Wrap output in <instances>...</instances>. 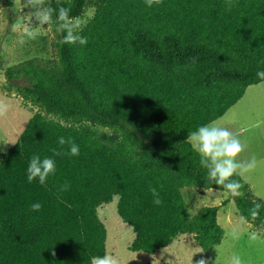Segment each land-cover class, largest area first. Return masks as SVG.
<instances>
[{
    "label": "trees",
    "instance_id": "16d2710c",
    "mask_svg": "<svg viewBox=\"0 0 264 264\" xmlns=\"http://www.w3.org/2000/svg\"><path fill=\"white\" fill-rule=\"evenodd\" d=\"M45 2L81 20L91 8L80 32L88 43H63L53 29V58L4 71L9 83L24 80L16 91L37 111L0 155V264H90L106 251L98 209L114 197L131 252L154 254L187 235L210 252L224 235L219 206L191 214L183 189L224 190L186 140L264 81V0ZM61 136L73 138L79 155L53 157ZM33 154L56 161L43 185L27 180ZM232 179L242 184L239 196L230 194L238 216L264 204L240 176ZM65 182L70 189L60 192ZM36 202L41 209L31 211ZM249 220L260 227L264 207Z\"/></svg>",
    "mask_w": 264,
    "mask_h": 264
},
{
    "label": "rangeland",
    "instance_id": "374dc122",
    "mask_svg": "<svg viewBox=\"0 0 264 264\" xmlns=\"http://www.w3.org/2000/svg\"><path fill=\"white\" fill-rule=\"evenodd\" d=\"M31 12L27 0H0V102L7 105V111L0 115V155L17 142L28 120L37 111L36 107L24 102L16 91L14 85H23L24 80L15 78L9 83L4 71L31 58L41 62L53 58L51 45L56 35L45 29L47 26L36 29L35 39L24 37L26 42H19L22 30L15 25L25 23L31 27L39 26L30 16ZM92 12L91 8L86 10L82 24ZM215 121L228 127L247 145L238 159L256 156V169L241 178L248 184L252 194L264 201V81L248 86L244 95ZM183 192L191 214L202 206H219L217 223L224 235L220 244L210 252H201L189 235L177 237L168 247L154 254L131 252L129 246L133 234L118 216L117 197L98 209V216L106 229L105 250L117 256L120 264H192V261L195 264L202 256L210 258L213 264L216 259V264H228L233 253H239L244 264H264V237L250 242L247 234L238 240H233L229 235L238 218L230 194L214 189L197 192L193 188H185ZM224 201L226 203L221 205Z\"/></svg>",
    "mask_w": 264,
    "mask_h": 264
},
{
    "label": "clouds",
    "instance_id": "9594fccd",
    "mask_svg": "<svg viewBox=\"0 0 264 264\" xmlns=\"http://www.w3.org/2000/svg\"><path fill=\"white\" fill-rule=\"evenodd\" d=\"M148 7H151L158 0H145ZM27 6L32 9L31 17L38 22V27H31L27 24H18L14 27L22 30V35L19 42L25 43L24 37L28 39L36 38V29L45 28L48 31L55 29L56 32L63 34L62 42L66 44L79 43L86 45L88 38L81 36L82 20L78 16L71 15V9L60 6L58 9L46 3L45 0H27ZM231 5H229V10ZM55 17V18H54ZM195 63V58H193ZM257 77L264 80V71H258ZM7 111V105L0 102V115ZM187 143L191 144L192 149L199 155L200 165L207 171V179L213 182L218 187L222 188L226 194L239 196L242 184L233 180L234 175L244 177L256 169L258 160L255 155L247 159H238L246 150L247 145L242 143L238 135L232 132L228 127L222 126L217 121H212L199 126L196 130L188 132ZM59 150L51 149L53 157L61 155H79V146L71 137H59ZM65 146L67 150L65 151ZM53 157H41L38 154H33L27 167V180L29 183L34 180L39 181L41 185L45 184L50 175L56 172V161ZM70 189V184L65 182L60 186L59 191L65 192ZM149 191L153 196V203L161 205L162 200L156 188L150 187ZM42 205L39 202L30 205L31 211H39ZM264 207L262 203H254L249 209L248 216L239 215L236 224L229 232L233 240H238L242 235L247 234L250 242H255L264 237V222L260 227L254 228L251 221H255L260 216V209ZM53 255L55 253L53 252ZM216 261L214 264H216ZM90 264H120L117 256L105 251L102 256H93ZM193 264V261H192ZM195 264H213L210 258L201 257ZM228 264H244L239 253H233L228 260Z\"/></svg>",
    "mask_w": 264,
    "mask_h": 264
}]
</instances>
